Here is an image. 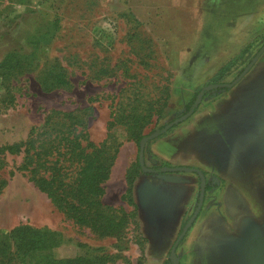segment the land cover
Returning a JSON list of instances; mask_svg holds the SVG:
<instances>
[{
    "label": "rangeland",
    "instance_id": "374dc122",
    "mask_svg": "<svg viewBox=\"0 0 264 264\" xmlns=\"http://www.w3.org/2000/svg\"><path fill=\"white\" fill-rule=\"evenodd\" d=\"M39 27L51 30L46 45L33 42ZM263 46L264 0H0V62L14 52L23 66L0 77V145L27 139L52 109L84 108L91 140L100 143L111 111L117 107L118 121L134 101L127 98L144 94L151 115L141 132H161L146 145L145 166L161 167L156 174L170 181L177 176L175 184L150 180L119 198L128 223L101 237L61 212L21 171L9 176L22 154H7L0 231L19 224L58 230L65 241L55 255L91 249L89 264H248L250 231L264 237V52L232 87L206 90L187 119L162 130L205 86L235 81ZM58 72L72 87L45 89ZM110 132L118 142L131 140L119 122ZM159 139L175 147L169 160L151 151ZM134 165L141 170L138 160ZM167 167L199 169L210 186L174 260L201 176Z\"/></svg>",
    "mask_w": 264,
    "mask_h": 264
},
{
    "label": "trees",
    "instance_id": "16d2710c",
    "mask_svg": "<svg viewBox=\"0 0 264 264\" xmlns=\"http://www.w3.org/2000/svg\"><path fill=\"white\" fill-rule=\"evenodd\" d=\"M59 19L51 21L57 26ZM51 30L37 28L33 42L46 45L50 39ZM15 53L8 54L0 62V77L7 80L14 75L17 68H22ZM106 73L107 70H101ZM72 87L70 78L65 72L53 75L49 86ZM169 97V95H168ZM130 109L123 105V113L116 121L117 107L111 111L108 122L109 133L100 143L91 140L88 131L86 109L62 110L52 109L41 126L33 127L28 138L14 143L0 145V195L8 183L2 171L8 166L7 154H22V162L9 170V176L15 171H21L29 181H32L41 191L47 194L53 204L74 222L89 227L99 236H115L121 233L129 219V214L121 207L105 203V183L109 179L112 167L122 142L110 132L118 122L125 125L129 138L140 142L144 136L141 132L150 118L151 110L147 107L148 100L144 94H136L132 99ZM195 100L187 104L190 109ZM117 106L122 107L118 101ZM116 113V114H115ZM134 165L127 174L128 189L123 198L133 192L134 179L138 173ZM159 171V166H153ZM132 173V177L129 176ZM210 186H207L209 189ZM132 201V197L129 198ZM65 241L64 235L58 230L46 227H35L30 224H19L7 231H0V264H89L93 262L88 255L74 257H58L54 249ZM102 260V259H101Z\"/></svg>",
    "mask_w": 264,
    "mask_h": 264
},
{
    "label": "crops",
    "instance_id": "0c3cea01",
    "mask_svg": "<svg viewBox=\"0 0 264 264\" xmlns=\"http://www.w3.org/2000/svg\"><path fill=\"white\" fill-rule=\"evenodd\" d=\"M151 151L161 159L169 160L173 157L176 150L169 140L159 139L151 144ZM138 155V143L135 140H127L120 146L119 152L115 159V163L112 167V171L109 179L105 183V194L103 195V201L113 206H118L119 198L121 199L128 189V171L134 167ZM177 176L171 178L169 176H161L159 174L148 175L146 173H137L133 183V195L138 191V186L145 184L150 180L154 182L159 181L160 184H164L165 187L169 186L171 182L175 184ZM179 180L190 184L187 176H179ZM174 186V185H173ZM175 197V194H174ZM173 197V198H174Z\"/></svg>",
    "mask_w": 264,
    "mask_h": 264
},
{
    "label": "water",
    "instance_id": "95a60500",
    "mask_svg": "<svg viewBox=\"0 0 264 264\" xmlns=\"http://www.w3.org/2000/svg\"><path fill=\"white\" fill-rule=\"evenodd\" d=\"M263 52H264V46L260 49V51L253 58V60L250 62V64L245 68V70L232 83H214V84H209V85L205 86L200 91L199 95L197 96V99L195 100V102H194L193 106L190 108V110L188 112H186L185 114H183L182 116H180V117L172 120L171 122H169V124H167L163 128L162 132L167 131L168 129H170L175 124H178V123L184 121L185 119H187L194 112L195 107H197L199 105V103L201 102L202 97L204 96L206 90H209L212 88H218V87H232L235 83H237L250 70V68L258 60V58L261 56V54ZM160 133L161 132H157V133H152V134L146 135L139 142V162H140L144 171H149V169L145 166V160H144V153H145L146 145L149 142V140L157 137ZM165 170L166 171H177V170L198 171L200 176H201V188H200L199 202H198V205H197V208H196L194 214L192 215V217L187 222V224L184 227L180 237L175 242V244L171 250V258H172V260H174L176 257V248H177L178 243L180 242L182 237L185 235V233L187 232L189 227L192 225L193 221L196 219V217L198 216L199 212L202 209V206L204 203V198H205V191H206V179H205L204 174L199 169H195V168L167 167V168H165ZM261 251L264 252V239L262 237H259L257 240V243L255 245H253L248 252V264H258L257 258H259ZM262 264H264V260H263Z\"/></svg>",
    "mask_w": 264,
    "mask_h": 264
},
{
    "label": "flooded vegetation",
    "instance_id": "af4514ba",
    "mask_svg": "<svg viewBox=\"0 0 264 264\" xmlns=\"http://www.w3.org/2000/svg\"><path fill=\"white\" fill-rule=\"evenodd\" d=\"M190 110V109H189ZM139 146V145H138ZM136 160H138L139 161V148H138V155H137V159ZM140 163V162H139ZM140 166H141V164H140ZM162 168L161 167H159V171H154V169H153V167H152V169H150L149 171H144L143 170V168H142V166H141V170L140 171H138V173H140V172H143V173H146V174H148V175H155L157 172H161L162 170H161ZM196 169V168H195ZM167 172H170V171H167ZM198 172V171H197ZM206 190H207V186H206ZM199 202V201H198ZM198 205V204H197ZM197 208V207H196ZM196 210V209H195ZM195 212V211H194ZM200 213V212H199ZM194 214V213H193ZM192 217V216H191ZM189 221V220H188ZM250 236H252V241H253V245H255L256 243H257V240H258V238L259 237H262L263 239H264V237L263 236H261V235H259V234H257L255 231H253V230H251L250 231Z\"/></svg>",
    "mask_w": 264,
    "mask_h": 264
},
{
    "label": "bare ground",
    "instance_id": "6f19581e",
    "mask_svg": "<svg viewBox=\"0 0 264 264\" xmlns=\"http://www.w3.org/2000/svg\"><path fill=\"white\" fill-rule=\"evenodd\" d=\"M257 259H258V264L263 263V260H264V252L263 251H261L259 258H257Z\"/></svg>",
    "mask_w": 264,
    "mask_h": 264
}]
</instances>
